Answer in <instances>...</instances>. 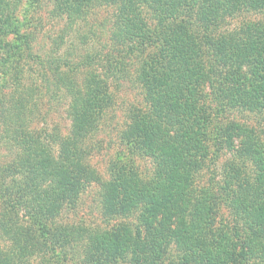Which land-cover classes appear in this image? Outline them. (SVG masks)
Wrapping results in <instances>:
<instances>
[{"label":"trees","instance_id":"obj_1","mask_svg":"<svg viewBox=\"0 0 264 264\" xmlns=\"http://www.w3.org/2000/svg\"><path fill=\"white\" fill-rule=\"evenodd\" d=\"M16 3L0 0V36L23 43L16 96L0 88V264L59 261L81 243L83 264H264V19L219 33L229 18L264 12V0L34 1L70 24L113 5V46L124 56L155 49L135 70L144 103L120 130L128 154L108 161L106 180L92 157L127 62L112 48L83 56L81 86L57 71L69 130H35L24 83L37 55ZM217 118L226 121L213 129ZM93 183L105 219L126 220L92 230L59 223Z\"/></svg>","mask_w":264,"mask_h":264},{"label":"rangeland","instance_id":"obj_2","mask_svg":"<svg viewBox=\"0 0 264 264\" xmlns=\"http://www.w3.org/2000/svg\"><path fill=\"white\" fill-rule=\"evenodd\" d=\"M34 1L17 0L11 9L22 24L23 31L34 37L32 44L37 56L30 61V65L27 67L24 84L26 86L25 94L28 96V117L31 127L35 130L48 132L59 130L62 133L69 130L68 104L70 99L68 91H65V86L60 81L58 82L60 78H56L59 74L63 75L68 72L65 74L66 81L68 78H74L76 83L81 86L80 83L84 81L87 68H89L79 64L82 62L83 56L91 52L101 51L100 55L103 56L112 48L113 55L127 62V72L125 70L124 75L122 73V77L118 81L113 80L111 88L114 94V106L102 120V129L97 136V138H101L100 145L95 149L92 157V162L100 171L101 177L106 180L109 178L108 161L120 151L122 156L128 154L125 146L119 141L120 130L127 121L128 110L132 106H139L144 103L139 84L134 81L135 70L140 63L155 54V49L138 50L131 56H124L121 44H114L119 52L114 49L110 38L116 12L113 5L100 6L86 19H78L76 23L70 24L65 16L54 17L46 5L35 9ZM261 19H264V12H255V15L244 13L241 16L229 18L219 33L234 30L244 23ZM21 44L23 43L16 36H0V88L3 89L2 96L10 97L12 95V98L16 96L14 86L17 85V75L20 74V70L15 68L17 62L13 55L22 51ZM70 64H72L71 67H69ZM104 65H107V62L101 60L100 63L97 61L92 67L101 71L105 70ZM76 67L79 72L68 71L70 68L76 69ZM57 83L60 84L59 88L56 87ZM225 121L224 118H217L213 124V129H218ZM224 158L225 156H221L219 163ZM137 165L141 170H144L151 167V162L148 158H139ZM98 189L96 183L91 184L81 193L78 200H74L72 206H64L61 213L56 217L57 221L91 230L110 228L113 224L125 221V218L105 219ZM3 245L4 241L0 237V247ZM83 249V243L73 245L66 258L61 257L59 261L51 258L47 264H83Z\"/></svg>","mask_w":264,"mask_h":264}]
</instances>
